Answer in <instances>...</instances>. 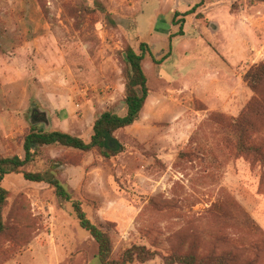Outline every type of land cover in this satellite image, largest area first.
I'll list each match as a JSON object with an SVG mask.
<instances>
[{"label": "rangeland", "instance_id": "obj_1", "mask_svg": "<svg viewBox=\"0 0 264 264\" xmlns=\"http://www.w3.org/2000/svg\"><path fill=\"white\" fill-rule=\"evenodd\" d=\"M193 1L0 0V156H24L32 124L89 141L103 111L126 112L127 47L145 41L159 62L172 52L163 77L145 59L152 95L142 119L116 133L127 147L118 158L47 145L26 170L56 166L110 234L115 258L139 244L156 255L134 264H167L172 254L264 264V163L238 149L235 126L248 113L245 141L264 153V80L253 89L244 77L264 63V0H208L171 43L175 9ZM201 69L214 76L195 89ZM2 185L0 264H101L97 242L52 186L20 173Z\"/></svg>", "mask_w": 264, "mask_h": 264}, {"label": "trees", "instance_id": "obj_2", "mask_svg": "<svg viewBox=\"0 0 264 264\" xmlns=\"http://www.w3.org/2000/svg\"><path fill=\"white\" fill-rule=\"evenodd\" d=\"M204 4L205 0H200L188 11L184 13L177 11L175 13L173 24L179 25L177 35L184 34L186 16L195 13L197 8ZM237 8V3L232 4V11H235ZM181 14L183 17L178 19V16ZM172 36L174 34L171 35V38ZM139 49L137 51L132 46L126 49L128 69L126 76L125 114L121 115L113 109L103 111L94 122L93 134L89 141L65 131L47 130L32 124L24 135V156L18 154L13 156H0V236L7 231V226L4 221V210L8 204L10 194L9 190L2 185V182L7 175L20 173L26 180L48 183L55 189V194L60 203H72L73 211L78 219L79 225L88 231L98 244L97 257L101 264L145 263L155 257V251L147 248L145 245L132 244L115 258L113 256L114 247L110 234L89 218L83 208L82 201L75 199L72 192L58 178L55 173L57 171L56 166H51L46 170H26V167L34 163L40 156L42 147L47 145L57 144L82 152L97 150L102 157L107 159L118 158L127 149L126 145L116 136V133L134 125L139 120L147 99L151 94L149 78L144 65L145 59L151 56L154 62H159L155 59L149 43L142 41ZM244 77L248 84L253 89H256L259 83L264 80V63L252 67ZM252 108L253 105L250 102L247 111ZM245 123H250L248 113L242 114L235 122V126L240 133L237 144L238 149L241 152L260 157L264 163V153L262 150L253 144H248V137L245 141V132L249 128ZM165 260L167 264H233L232 259L224 254L207 257H198L195 254H172L166 256Z\"/></svg>", "mask_w": 264, "mask_h": 264}, {"label": "crops", "instance_id": "obj_3", "mask_svg": "<svg viewBox=\"0 0 264 264\" xmlns=\"http://www.w3.org/2000/svg\"><path fill=\"white\" fill-rule=\"evenodd\" d=\"M195 1V0H194ZM193 1V3L192 4H189L188 6H187V8L185 9V10H178V9H175V12L176 11H178V12H180V13H184V12H186V11H188L189 9H191L195 4H196V2H197V0L194 2ZM208 0H205V4L203 5V7L206 5V2H207ZM148 2V0H146V3ZM231 12H234V11H231ZM194 14V13H193ZM192 14V15H193ZM191 15V14H190ZM158 16H160V15H158ZM189 16V15H188ZM188 16H186V17H188ZM174 17H175V15H174ZM174 17H173V19H174ZM182 17H183V15H182ZM173 19H172V22H173ZM186 20H185V24H184V34L183 35H177L176 33L179 31V29L177 30H174V31H171V32H169V37H168V40L172 43L173 42V39H175L177 36H182L183 38H185L186 37V31H185V25H186V22H187V18H185ZM174 25V27L175 28H177V26L178 25H175V24H173ZM211 25H213V23H211ZM213 27L214 28H216V25L214 24L213 25ZM212 27V28H213ZM154 34H155V32H154ZM172 34H174V36H172V38H171V35ZM234 34H236L237 36H238V30L236 31V33H234ZM237 41V40H236ZM237 43V42H236ZM151 45V44H150ZM151 49H152V45H151ZM170 50L172 51V46H171V48H170ZM189 50H185V53H187ZM152 52H153V50H152ZM154 54V53H153ZM172 52H171V54L169 55V56H167L165 59H163L164 61H167V60H169V59H171L172 58ZM154 57H155V59L156 60H158L157 59V57L154 55ZM162 60V61H163ZM161 61V62H162ZM163 61V62H164ZM161 62H157L158 64H157V66H158V75H160L161 77H163V71H162V69H161ZM156 63V62H155ZM182 65H184V64H181V66ZM197 78H196V80H195V82H193V83H191L190 85H192L195 89H197L198 87H200L198 84H199V82L201 81V77L204 75V77L207 75V73L208 74H211V76H214V73H212V71L211 70H209V69H201V70H198L197 72ZM185 79H186V77H184ZM180 84H181V86L183 87V89H187V90H191V88H189L188 86L186 87L185 86V84H183L184 83V79H183V82H181V81H178ZM197 84V85H196ZM194 85H196V86H194ZM151 95L152 94H150L149 95V97H148V99H147V102H146V105H145V107H144V109H143V111H142V114H141V117L139 118V120H141L142 119V117H143V115H144V113L146 112V110H147V106H148V103H149V101H150V97H151ZM138 120V121H139ZM137 121V122H138Z\"/></svg>", "mask_w": 264, "mask_h": 264}, {"label": "flooded vegetation", "instance_id": "obj_4", "mask_svg": "<svg viewBox=\"0 0 264 264\" xmlns=\"http://www.w3.org/2000/svg\"><path fill=\"white\" fill-rule=\"evenodd\" d=\"M37 113H38L37 109H34V110H33V112H32V114H33V117H34V116H36V115H37Z\"/></svg>", "mask_w": 264, "mask_h": 264}]
</instances>
